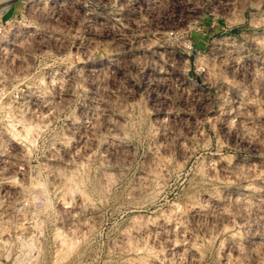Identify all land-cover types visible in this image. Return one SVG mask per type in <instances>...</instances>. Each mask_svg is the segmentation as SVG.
<instances>
[{
    "label": "rangeland",
    "instance_id": "rangeland-1",
    "mask_svg": "<svg viewBox=\"0 0 264 264\" xmlns=\"http://www.w3.org/2000/svg\"><path fill=\"white\" fill-rule=\"evenodd\" d=\"M0 264H264V0L0 5Z\"/></svg>",
    "mask_w": 264,
    "mask_h": 264
},
{
    "label": "bare ground",
    "instance_id": "bare-ground-1",
    "mask_svg": "<svg viewBox=\"0 0 264 264\" xmlns=\"http://www.w3.org/2000/svg\"><path fill=\"white\" fill-rule=\"evenodd\" d=\"M0 1H2V2H0V5H2L3 3H5L8 0H0Z\"/></svg>",
    "mask_w": 264,
    "mask_h": 264
}]
</instances>
